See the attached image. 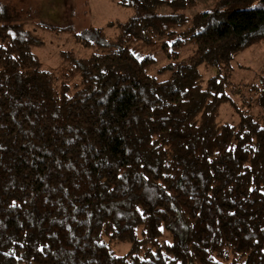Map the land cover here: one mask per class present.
<instances>
[{"label": "trees", "instance_id": "trees-1", "mask_svg": "<svg viewBox=\"0 0 264 264\" xmlns=\"http://www.w3.org/2000/svg\"><path fill=\"white\" fill-rule=\"evenodd\" d=\"M260 1L116 0L54 70L0 24V264H264V78L244 105L200 71L264 42Z\"/></svg>", "mask_w": 264, "mask_h": 264}, {"label": "rangeland", "instance_id": "rangeland-1", "mask_svg": "<svg viewBox=\"0 0 264 264\" xmlns=\"http://www.w3.org/2000/svg\"><path fill=\"white\" fill-rule=\"evenodd\" d=\"M197 4L186 11L192 15L197 11L214 10L221 8L227 11L261 6L260 0H236L230 4H217L216 0H196ZM0 8L7 13V17L0 19L1 23L22 24L34 30L43 44L32 47V51L39 58L42 68L56 69L61 61L60 51L73 50L80 56H88L96 50L95 45H84L81 39L88 38L94 41L96 34L90 31V26L105 27L109 21H125L135 14L133 8L122 7L116 0H0ZM48 28H47V27ZM111 35V29H106ZM192 47L180 50L181 56L191 53ZM160 57V51L156 52ZM163 60L159 59V63ZM200 71L205 77L218 75L224 78V89L237 103L255 104L260 81L264 78V42H257L236 54L229 60L216 59L211 63L200 65ZM221 121H235V113L229 103L220 107ZM165 238L169 239L168 233ZM128 243H119L114 246L118 254L129 249Z\"/></svg>", "mask_w": 264, "mask_h": 264}]
</instances>
